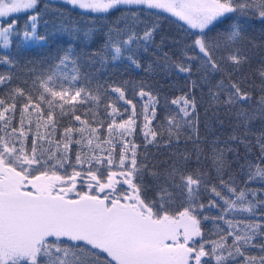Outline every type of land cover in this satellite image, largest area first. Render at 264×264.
Wrapping results in <instances>:
<instances>
[{"label":"snow or ice","instance_id":"obj_1","mask_svg":"<svg viewBox=\"0 0 264 264\" xmlns=\"http://www.w3.org/2000/svg\"><path fill=\"white\" fill-rule=\"evenodd\" d=\"M58 3L96 14L121 10L122 20L97 49L77 53L69 44L58 62L23 81L27 88L12 85L17 61L0 53L8 68L0 72V264H264V131L249 139L251 123L264 121V62L255 69L260 83H249L242 70L251 58L239 46L243 21H264V0H0V19L29 13L23 29L15 19L0 23V46L44 47L49 35L38 26L49 12L53 32L92 41L100 30L70 24ZM133 6L170 13L187 25L184 36L156 44L158 20L145 23ZM166 42L178 46L175 58L163 51ZM153 47L156 68L187 82V91L166 98L162 120L150 86L103 78L120 63L141 68V53ZM204 87L205 113L223 110L237 121L226 140L200 135L196 90ZM181 144L183 151H172ZM253 148L258 155L250 158ZM162 149L166 158L156 160ZM145 174L152 199L144 196ZM177 200L180 209L170 212ZM213 209L215 216L205 214ZM202 220L213 222L215 239L205 237Z\"/></svg>","mask_w":264,"mask_h":264},{"label":"trees","instance_id":"obj_2","mask_svg":"<svg viewBox=\"0 0 264 264\" xmlns=\"http://www.w3.org/2000/svg\"><path fill=\"white\" fill-rule=\"evenodd\" d=\"M42 4L40 8H42ZM63 13V19L69 22L72 25L78 26L83 29L89 26H94L100 31L96 34L94 39L89 42H85L82 39L73 40L65 33H58L52 31V24L56 20V14L49 12L42 16V19L38 26V32L41 34H48L49 39L44 47L33 46L31 48H21L17 49L15 42L13 47L10 49V52L16 59L17 63L11 71L13 72L14 79L12 80V85H19L21 87L27 88L28 85L24 84L23 81L27 80L29 84L31 83L32 78L35 75L40 74L43 70L48 69L49 65H52L58 62L59 56L62 54L63 50L68 47L69 44H72L77 53L85 50L97 49L103 43V33L107 31L109 27L113 25L114 22H117L118 19L122 20L121 10H113L107 14H96L85 12L84 10L73 8L71 5L58 3L56 5ZM39 10V9H38ZM133 10L137 11L140 14L141 20L145 23L158 20L159 23V32L156 36V44L160 43L161 37L165 38H176L179 39L184 36V28L187 25H184L183 21H179L178 18L173 17L171 14L163 12L158 9H143L141 10L138 6H133ZM29 13L19 14L12 19H15L17 29H23L24 25L28 22ZM11 19V20H12ZM183 25V27H180ZM144 27V24H138L137 29L140 30ZM194 31V30H193ZM255 45V47L253 46ZM241 48L251 58L250 65H246L242 70V75L247 78L249 83L259 84L260 81L255 74V69L264 62V21L256 17H250L243 21V39L240 41ZM163 51L169 52L173 58L178 55V46L166 42L163 48ZM0 48V53H4ZM159 52L155 47L150 48L147 53H141L140 63L141 68L137 69L134 66H128L126 63L117 64L114 68H110L108 73H105L103 78L109 79L110 81H115L120 83L122 81H129V88L132 84H139L144 82L146 85L150 86L151 90L155 93H158L160 96V107L158 109V119H163L166 106V98H172L179 95L182 91H187V82L182 76L177 75H166L163 71L156 68V64L159 61ZM149 64L153 65V71H146L145 69ZM35 69V71H30ZM8 71L7 66L0 65V72ZM192 79H196L195 76ZM67 83V82H65ZM251 90V89H250ZM3 89H0L2 92ZM131 95V91H129ZM197 95V107L200 117V135L202 138H205L207 141H211L214 138L219 137L221 141L226 140L227 137L233 132L237 121L233 115L227 113L223 110L216 112L215 109L208 108L207 114L205 109L208 107V96L207 88H198L196 90ZM259 92L253 90V104L249 107L255 106V100L258 98ZM137 102V111H140V104ZM172 106H167V110H170ZM221 121L223 123H221ZM67 123V119L64 121ZM139 123V121H138ZM155 124V121L153 122ZM241 134L244 129H236ZM264 131V121L257 119L251 123V132L249 134V139H253L251 133H259ZM135 140L138 144L142 143V138L139 133V128L135 136ZM235 146V145H234ZM184 145L181 144L179 149L175 146L172 151H183ZM187 147L191 149L192 145L188 144ZM207 144H205V153L207 154ZM223 147V144H221ZM150 152H155L156 150L149 146ZM168 150L162 149L159 154L156 156V160H163L166 158V153ZM240 155L241 162H243L244 149L240 146ZM258 155V150L253 148V157ZM152 163H155L156 160H153L152 157H149ZM228 159H233V154H228ZM201 167L209 170L211 174V180L215 183V173L211 170V163L208 160H201ZM232 175L236 178L239 186H243L242 182L244 180L243 174L240 172L239 166L233 164L231 168ZM144 183L147 185V189L144 192L146 199L154 198V182L153 178L147 174L144 176ZM250 187H260V185H250ZM83 190V189H81ZM202 200L206 203L208 195L202 193ZM181 207V202L177 200L175 204L169 209L170 212L179 210ZM205 214L210 216H215L217 211L213 209L211 212L205 210ZM201 227L204 230L205 237L215 239V236L209 237L210 230H213V222L211 220L203 221ZM253 254H256L253 250Z\"/></svg>","mask_w":264,"mask_h":264},{"label":"rangeland","instance_id":"obj_3","mask_svg":"<svg viewBox=\"0 0 264 264\" xmlns=\"http://www.w3.org/2000/svg\"><path fill=\"white\" fill-rule=\"evenodd\" d=\"M158 10H161V9H158ZM161 11H163V10H161ZM163 12H164V11H163ZM166 13H167V12H166ZM19 14H22V13H13L11 16H9V17H7V18H2V19H0V23H3L5 20H7V21H11V19H12L13 17H15V16H17V15H19ZM168 14H170V13H168ZM0 48H1L2 50H4V51H10V49H9V50H5V49H3L2 46H0ZM65 71H67V72L70 73V71H71V66H69L68 69H65Z\"/></svg>","mask_w":264,"mask_h":264}]
</instances>
